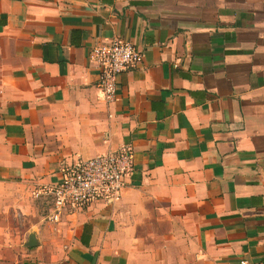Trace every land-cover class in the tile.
Listing matches in <instances>:
<instances>
[{
  "label": "crops",
  "instance_id": "0c3cea01",
  "mask_svg": "<svg viewBox=\"0 0 264 264\" xmlns=\"http://www.w3.org/2000/svg\"><path fill=\"white\" fill-rule=\"evenodd\" d=\"M115 40L141 59L106 105L87 54ZM122 145L118 201L48 221L61 166ZM240 262L264 264V0H0V264Z\"/></svg>",
  "mask_w": 264,
  "mask_h": 264
},
{
  "label": "built area",
  "instance_id": "2783aa9c",
  "mask_svg": "<svg viewBox=\"0 0 264 264\" xmlns=\"http://www.w3.org/2000/svg\"><path fill=\"white\" fill-rule=\"evenodd\" d=\"M87 59L97 69L96 86L101 99L104 104L110 105L116 99L118 76L136 66L141 54L129 42L115 40L92 47ZM132 167L131 150L123 145L116 151L62 165L59 181L44 190L51 201L47 220L58 222L60 216L92 204L111 205L117 202Z\"/></svg>",
  "mask_w": 264,
  "mask_h": 264
},
{
  "label": "water",
  "instance_id": "95a60500",
  "mask_svg": "<svg viewBox=\"0 0 264 264\" xmlns=\"http://www.w3.org/2000/svg\"><path fill=\"white\" fill-rule=\"evenodd\" d=\"M25 245H26V247H32L35 245V243H34L33 239L31 237H29L28 242Z\"/></svg>",
  "mask_w": 264,
  "mask_h": 264
}]
</instances>
